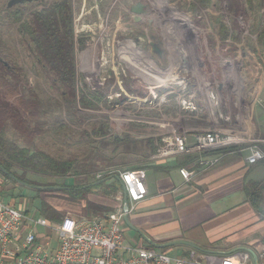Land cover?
I'll use <instances>...</instances> for the list:
<instances>
[{
    "label": "rangeland",
    "instance_id": "rangeland-1",
    "mask_svg": "<svg viewBox=\"0 0 264 264\" xmlns=\"http://www.w3.org/2000/svg\"><path fill=\"white\" fill-rule=\"evenodd\" d=\"M8 1L0 0V132L75 162L66 176L28 172L36 186H59L39 193L0 171V197L30 210L31 217H41V200L58 209L62 221L98 215L89 202L115 211L111 188L75 194L63 187L88 186L131 168L133 159L157 160L162 137L182 132V120L198 117L204 131L231 130L248 141L264 137V46L258 42L264 0H72L75 37L88 43L85 54L76 49L77 95L71 102L31 52L21 23L6 10ZM55 1L25 2L23 20ZM140 4L144 12L137 14L133 9ZM152 43L163 49L161 55ZM149 139L158 148L155 155ZM124 161L131 165L121 168ZM33 231L48 249L58 247L54 228Z\"/></svg>",
    "mask_w": 264,
    "mask_h": 264
},
{
    "label": "crops",
    "instance_id": "crops-1",
    "mask_svg": "<svg viewBox=\"0 0 264 264\" xmlns=\"http://www.w3.org/2000/svg\"><path fill=\"white\" fill-rule=\"evenodd\" d=\"M204 126L198 117L180 121V130L188 135L191 144H194L195 134L205 130ZM29 127L36 126L32 123ZM29 127L26 126V134ZM256 127L262 134L257 124ZM161 141L164 144L163 137ZM213 151L174 154L153 161L133 159L136 161L129 169L146 171L148 194L130 212V222L152 241L166 243L186 239L213 252L198 251L190 245L159 249L173 256H193L207 264L243 251L249 254L247 264H264V162L249 164L250 153L246 147L221 155ZM192 157L196 160L192 161ZM209 160L211 163H206ZM128 163L130 161L119 165H131ZM182 168L192 173L189 179L181 175ZM123 170L127 169L111 173ZM118 205L117 202L115 207ZM84 216L74 219L92 218ZM123 229L128 243L147 246L148 243L126 224ZM129 231L131 237L127 236Z\"/></svg>",
    "mask_w": 264,
    "mask_h": 264
},
{
    "label": "built area",
    "instance_id": "built-area-1",
    "mask_svg": "<svg viewBox=\"0 0 264 264\" xmlns=\"http://www.w3.org/2000/svg\"><path fill=\"white\" fill-rule=\"evenodd\" d=\"M236 145L249 151V164L264 162V137L248 141L246 137L226 129L197 132L194 144L189 143L185 132L172 133L164 139V146L155 158L209 152ZM206 163H211V160ZM145 172L144 169H127L118 173L127 191L129 214L148 194ZM180 172L186 179L192 175L186 168ZM116 200L119 203L117 209L108 214L82 220L67 218L53 225L42 216L37 219L31 217L24 209L0 197V264H204L193 256H171L152 247L126 244L123 189L116 194ZM34 226L54 228L59 239L58 247L50 250L37 241ZM248 260L249 254L240 251L207 264H247Z\"/></svg>",
    "mask_w": 264,
    "mask_h": 264
},
{
    "label": "trees",
    "instance_id": "trees-1",
    "mask_svg": "<svg viewBox=\"0 0 264 264\" xmlns=\"http://www.w3.org/2000/svg\"><path fill=\"white\" fill-rule=\"evenodd\" d=\"M6 8L13 15L14 21L21 23L19 32L27 38L28 42L30 41L31 52L36 55L43 68L50 74L55 75L53 83L64 88L62 89V96L65 101L71 102L74 100L77 95L76 51L79 49L85 54L88 40L81 35L78 38L75 37L72 0H58L41 9H35L24 20V10H21V8H24V4H17L12 7L6 6ZM221 25L225 28L223 22H221ZM258 42L264 46V24L258 35ZM80 99L83 104H86L85 97L81 96ZM101 131L103 130L100 128L97 134H101ZM148 144L154 155L158 153V148L155 149L152 139L148 140ZM240 147L236 145L214 150L213 152H218L221 155ZM192 158V161L196 160L195 157ZM74 167L75 162L71 160L58 159L46 150L22 146L16 141L6 138L3 131L0 132V171L7 178H12L25 186L33 187L36 186V182L26 177L28 172L66 176L74 171ZM116 176H119V174L109 173L93 180L88 186L76 188L71 187L74 185H69V188L63 187V189L71 190V192L75 189V194H80L92 189L108 187L112 189L110 194L114 195L122 190V184ZM35 191L39 193L42 190L37 188ZM36 198L35 195L33 199ZM74 198L76 197L74 196ZM88 208L93 214L110 213L114 210L112 207H106L95 202H89ZM24 211L28 215L31 213L28 209H24ZM36 212L53 225L63 220L61 212L43 200L40 201ZM147 247L152 246L147 244Z\"/></svg>",
    "mask_w": 264,
    "mask_h": 264
},
{
    "label": "water",
    "instance_id": "water-1",
    "mask_svg": "<svg viewBox=\"0 0 264 264\" xmlns=\"http://www.w3.org/2000/svg\"><path fill=\"white\" fill-rule=\"evenodd\" d=\"M31 1H36V0H9L8 3H7V6L8 7H12L14 5H17V4H25V2H31ZM142 6L140 4V7L135 10L133 9V11L137 14H140L141 12H143L144 9H142ZM6 64V63H5ZM116 178L118 180H120L121 184H122V189H123V194H124V203H123V208H124V211H125V214H124V222L125 224L130 227L132 230H134L135 232H137L143 239L144 241H146L150 246L156 248V249H165L167 247H170V246H174V245H190L192 246L193 248H195L196 250L198 251H202V252H205V253H213V252H209L208 250H205L201 247H197L194 243L190 242V241H187L186 239L185 240H173V241H168L166 243H159V242H156V241H152V239H150L149 237H147L140 229L136 228L131 222H130V217H129V200H128V196H127V191H126V188H125V185L123 184V182L121 181V178L120 176H116ZM95 184V183H93ZM34 188H44V189H48V188H59V186H56V187H41V186H33Z\"/></svg>",
    "mask_w": 264,
    "mask_h": 264
},
{
    "label": "flooded vegetation",
    "instance_id": "flooded-vegetation-1",
    "mask_svg": "<svg viewBox=\"0 0 264 264\" xmlns=\"http://www.w3.org/2000/svg\"><path fill=\"white\" fill-rule=\"evenodd\" d=\"M144 12V11H143ZM142 12V13H143ZM139 38H136V40H138ZM142 45L144 44V43H141ZM151 46H152V48H153V50H155V52L156 53H158V54H162V50L163 49H160V47L158 46V44H154V43H152V44H150ZM0 61H3L2 59H0Z\"/></svg>",
    "mask_w": 264,
    "mask_h": 264
}]
</instances>
